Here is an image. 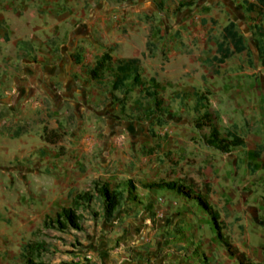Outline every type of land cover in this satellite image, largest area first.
Listing matches in <instances>:
<instances>
[{
	"label": "rangeland",
	"instance_id": "1",
	"mask_svg": "<svg viewBox=\"0 0 264 264\" xmlns=\"http://www.w3.org/2000/svg\"><path fill=\"white\" fill-rule=\"evenodd\" d=\"M102 1L103 8L111 9L104 16L105 26L128 40L129 53L143 48L138 56L140 74L147 84L150 78L156 82L163 111L148 116L152 101L135 87L112 90L108 69L92 81L89 70L97 54L89 51L76 64L75 53L67 63L65 51L60 54L56 49L63 63L58 66L56 57L38 59L43 64L36 70L79 73L84 75L83 83L92 81L93 89L83 95L57 90L45 94L40 82L27 80L30 66L19 63L12 37L0 31V264H21L28 241L43 242L44 251L33 261L47 264H148L149 253L160 252L168 233L157 222V193L143 185L190 179L201 190H209L203 163L208 155H201L198 163L187 149L175 145L177 140L201 141L204 128L193 127V94L201 81L194 78L201 76L205 83V72H218L210 42L223 39L221 29L227 19H213L209 9L222 11L221 2ZM244 1L255 4L252 11H234L237 30L247 46L241 53L247 58L245 68L256 71L246 87L264 89V63L258 55L253 61L250 51L254 40L264 42V0H241L245 8ZM192 32L207 35L206 40L202 34L191 40L198 53L188 45ZM121 42L114 41L107 52H119ZM176 46L180 54L168 56ZM50 134L57 136L53 143L43 139ZM255 148L264 151V141ZM125 179L134 183V190L123 193L111 220L103 218L99 199L93 195L87 207L76 209L80 230L43 226V220L69 206L76 193L93 191L94 182L115 185ZM172 232L179 235L176 227Z\"/></svg>",
	"mask_w": 264,
	"mask_h": 264
},
{
	"label": "crops",
	"instance_id": "2",
	"mask_svg": "<svg viewBox=\"0 0 264 264\" xmlns=\"http://www.w3.org/2000/svg\"><path fill=\"white\" fill-rule=\"evenodd\" d=\"M207 1L221 2L223 6L222 11L211 7L210 17L233 21L238 27L234 11L237 8L240 13L244 12L241 0ZM110 11V7L103 8L102 0H0V31L12 37L19 63L30 66L27 80L40 82L45 94L53 95L57 90L60 94L67 91L83 95L93 89L92 81L95 80L89 76L92 81L83 83L84 75L74 72H38L36 66L43 64L38 59L44 61L56 57L60 66L63 62L55 55L57 49L60 54L65 51L64 61L67 63H71L70 57L75 53L76 64H80L85 51L91 52L90 55L96 53L98 57L114 41L121 40V49L109 53L111 58H138L143 48L138 53H129L132 48L128 40L121 39L112 26H105L104 16ZM110 32L115 35L112 37ZM201 34L192 32L189 36L188 45L195 53H198L197 47L191 40L197 39L196 35L202 37ZM202 35L206 40L207 35ZM244 46L243 51L247 48ZM210 47L213 56L215 43L210 42ZM250 51L253 61H257L256 48L253 46ZM180 52L176 46L167 55L174 57ZM242 52L235 53L230 47L225 60L217 64V73L205 72V83H202L201 76L194 79L201 81L197 90L208 92L209 108L218 116L217 127L221 136L227 137L226 131H232L234 138L244 144L228 153L206 147L202 141L193 144L177 140L175 147L180 145L182 150L187 149L198 163L208 155L203 163L207 174L204 181L209 183V190L203 196L225 223L226 240L252 264H264V167L261 166L264 151L257 157L253 155L255 147L264 141V89L246 87V80L256 71L245 68L247 58ZM203 133H207L206 128ZM155 192L156 198L162 199L158 203L157 222L160 227H165L162 229L168 235L164 234L166 238L159 253H149L148 264H238L218 241L203 211L171 191ZM172 227L178 229V236L173 234Z\"/></svg>",
	"mask_w": 264,
	"mask_h": 264
},
{
	"label": "trees",
	"instance_id": "3",
	"mask_svg": "<svg viewBox=\"0 0 264 264\" xmlns=\"http://www.w3.org/2000/svg\"><path fill=\"white\" fill-rule=\"evenodd\" d=\"M246 4L245 10L252 11L255 4L244 1ZM223 39L215 43V54L212 56V61L216 64L222 63L229 54L230 47L235 53L242 52L245 49L243 39L239 35L236 25L233 21H228L221 29ZM255 48L258 55V60L264 63V42L257 39L254 40ZM105 69H108L111 75V89L117 90L122 88L131 89L137 88L138 94L142 97L150 99L153 104V109L146 111L148 116L158 114L163 111L162 98L156 91V82L150 78V84H147L140 74L139 59L136 57L116 58L112 59L107 51L103 52L95 60L93 67L89 70V76L92 80H97L100 74ZM194 110L193 118L194 129H207V133H202L200 139L202 143L209 148H212L221 153H228L237 146H242L244 142L234 138V132L227 130V137H223L217 127L218 116L209 108L207 99V91H194ZM46 142L53 143L57 140V136L50 134L49 137L43 138ZM259 149L255 148L253 155L257 157ZM261 166L264 167V158L261 161ZM93 191L85 190L76 193L67 207H62L53 217L43 220L44 227L54 228L64 231L66 229H81V215L76 212L80 206L87 207L95 195L100 202L103 218L111 220L115 211L120 207L123 201V193L131 194L134 190V183L125 179L119 184L111 185L107 181L93 183ZM143 187L146 190L156 191H171L179 198L185 200L189 204L195 205L203 213H205L213 227L218 241L224 246L226 251L232 255L238 264H252L247 260L242 252H239L232 246L222 232L223 224L219 219L218 212L207 202L203 196L204 190H201L190 179H177L169 181H160L152 184H145ZM43 242L28 241L25 244L21 253V264H47L40 260L33 261V257L43 252Z\"/></svg>",
	"mask_w": 264,
	"mask_h": 264
},
{
	"label": "built area",
	"instance_id": "4",
	"mask_svg": "<svg viewBox=\"0 0 264 264\" xmlns=\"http://www.w3.org/2000/svg\"><path fill=\"white\" fill-rule=\"evenodd\" d=\"M156 200H157V203H160L162 201L161 197H157Z\"/></svg>",
	"mask_w": 264,
	"mask_h": 264
}]
</instances>
